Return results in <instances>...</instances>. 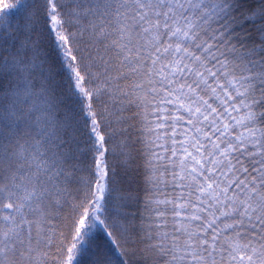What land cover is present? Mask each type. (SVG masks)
I'll return each instance as SVG.
<instances>
[{
	"label": "snow or ice",
	"instance_id": "1",
	"mask_svg": "<svg viewBox=\"0 0 264 264\" xmlns=\"http://www.w3.org/2000/svg\"><path fill=\"white\" fill-rule=\"evenodd\" d=\"M0 264H264V0H0Z\"/></svg>",
	"mask_w": 264,
	"mask_h": 264
}]
</instances>
